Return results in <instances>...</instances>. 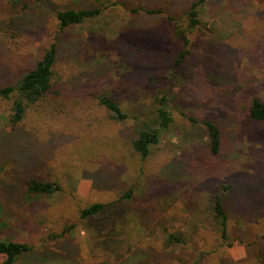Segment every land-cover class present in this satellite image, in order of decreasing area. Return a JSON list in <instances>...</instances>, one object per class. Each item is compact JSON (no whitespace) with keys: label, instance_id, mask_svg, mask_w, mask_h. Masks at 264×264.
I'll list each match as a JSON object with an SVG mask.
<instances>
[{"label":"rangeland","instance_id":"rangeland-1","mask_svg":"<svg viewBox=\"0 0 264 264\" xmlns=\"http://www.w3.org/2000/svg\"><path fill=\"white\" fill-rule=\"evenodd\" d=\"M101 1L50 0L102 9L61 29L39 0H0L1 86L58 48L47 102L13 126L12 100L0 97V240L33 249L14 264H264V123L248 111L264 101V0H206L187 46L176 31L197 0ZM166 93L173 122L144 159L138 121ZM101 94L130 118H112ZM190 117L219 124L220 156ZM31 179L61 190L29 194ZM224 179L239 188L227 194L226 242L211 209ZM94 203L107 211L82 219Z\"/></svg>","mask_w":264,"mask_h":264},{"label":"trees","instance_id":"trees-1","mask_svg":"<svg viewBox=\"0 0 264 264\" xmlns=\"http://www.w3.org/2000/svg\"><path fill=\"white\" fill-rule=\"evenodd\" d=\"M16 5L23 0H15ZM42 6H49L55 12V18L61 29L79 25L87 19H92L100 15L102 9L95 8H70L65 10H55V6L50 0H39ZM102 4L101 0H96ZM25 2V1H24ZM206 0H197L193 2L187 11L189 24L187 29L177 28L176 35L184 41V45H188V32H191L200 22V10L202 9ZM28 7V2H25ZM150 13L154 12L148 10ZM157 12V11H156ZM19 16V15H18ZM21 20V16L18 17ZM57 43L52 42L42 56L38 58L34 65L26 71L13 84L0 85V97L3 99L12 100V112L9 122L13 126H17L25 118L27 110L31 106L39 105L49 100L51 92L57 90L53 88L54 66L57 60ZM188 51L182 50L175 61V66H179L186 57ZM168 94L157 97L154 101V109L144 119L138 121L137 136L133 140L134 150L142 156L147 158L151 153V149L158 145L165 131L168 130L173 122V116L168 107ZM98 101L107 111L111 113L112 118L117 121L124 122L130 118L120 106V104L111 96L101 94L98 96ZM249 115L253 120L264 123V101L255 97L249 105ZM192 122H199L206 133L208 153L214 159L220 156L223 148L222 130L219 124L211 119L198 120L190 117ZM236 185V186H235ZM221 180L214 185L213 198L211 201V209L218 223L220 236L224 242L229 241L231 235L229 234V207L228 195L229 193L239 191L237 184ZM27 191L29 194H52L61 190V185L56 182H45L31 179L27 182ZM246 188V186H244ZM247 189V188H246ZM127 194L126 197H130ZM105 211L107 205L103 203H94L82 209V219L99 218ZM174 235H169V239L176 240ZM229 246L233 242L228 243ZM32 247L26 242H18L10 239L0 240V255L5 258L3 264H14L20 259H25L31 256Z\"/></svg>","mask_w":264,"mask_h":264}]
</instances>
